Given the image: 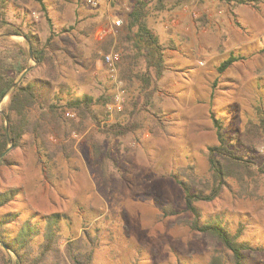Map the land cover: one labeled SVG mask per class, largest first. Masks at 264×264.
I'll use <instances>...</instances> for the list:
<instances>
[{
	"label": "rangeland",
	"instance_id": "374dc122",
	"mask_svg": "<svg viewBox=\"0 0 264 264\" xmlns=\"http://www.w3.org/2000/svg\"><path fill=\"white\" fill-rule=\"evenodd\" d=\"M42 1L45 10L39 0H7L6 6L8 21L32 31L45 49L46 61L39 65L29 55L26 71L41 105H49L61 83H68L71 91L60 92L62 102L84 93L103 97L95 108L107 122L128 121L137 106L140 127L122 136L108 135L91 118L66 109L73 128L70 156L63 150L50 155L60 143L54 134L47 136L49 152L31 133L19 146L9 144L0 164V191L19 192L0 206V219L6 213L22 219L39 213L35 220L60 213L64 239L86 235L93 264H206L221 245L191 228L193 215L177 179H186L190 166L199 176H209L208 146L218 142L213 114L222 118L231 139L249 121L258 124L264 116V0L258 5L165 0L160 11L153 8L157 0H148L149 23L164 46L165 68L146 108L141 80L125 84L120 64L115 79L105 61L112 51L121 57L124 51L135 53L134 39L129 40L133 34L125 27L134 0H102L98 6L88 0ZM119 18L123 23L117 27ZM1 36L7 44L28 47L22 35ZM231 56L235 60L220 70ZM147 67L146 57L139 56L135 71L141 74ZM8 100L6 95L0 102V123L6 120L1 110ZM41 108H34L31 116L37 117ZM241 146L239 153L256 163L251 194L240 195L239 184L231 179L219 198L197 205L203 221L220 216L233 232L242 225L240 239L250 246L245 250L248 263L264 264V172H258L264 132L251 146ZM5 229L14 235L18 228L12 223Z\"/></svg>",
	"mask_w": 264,
	"mask_h": 264
},
{
	"label": "trees",
	"instance_id": "16d2710c",
	"mask_svg": "<svg viewBox=\"0 0 264 264\" xmlns=\"http://www.w3.org/2000/svg\"><path fill=\"white\" fill-rule=\"evenodd\" d=\"M43 10L46 6L42 0ZM165 0H157L156 10L166 8ZM235 4L253 3L258 5L262 0H228ZM7 0H0V101L9 96L4 112L8 118V124L0 123V153L5 151L9 144L19 146L27 133L33 134L36 139L40 138L43 146L50 151L46 143L50 134H54L60 143L50 155L58 150H63L66 156H70L72 150L71 132L72 123L66 118V109H71L82 118H91L98 129L105 134L122 136L140 127V109L130 112L128 121L116 120L112 122L103 121L100 111L95 108L103 97L95 98L88 93L78 96H70L62 102L60 92L71 91L68 83H61L60 90L55 99L47 106H42L34 82L29 80V73L24 71L29 67V48L39 65L47 59L45 49L40 47L37 37L32 31H24L9 22L6 14ZM152 7L148 0H134L133 7L128 13L125 27L129 40L134 39V54L123 52L121 57L120 78L125 84L132 83L134 78L141 80L139 90L145 96L143 107L146 108L153 100L155 83L163 74L165 68L164 46L157 34L150 27V16ZM3 34H17L25 37L28 47L21 43L7 44L4 42ZM108 50V47H104ZM139 56H145L148 60L147 70L141 74L135 71L136 60ZM235 60L234 56L226 59L220 67L224 70ZM137 100L135 105H137ZM42 107L37 117H32L31 112L36 107ZM141 108V107H140ZM102 114V113H101ZM106 115L105 117H107ZM218 142L208 146L209 176H199L194 167L190 166V172L186 173V179H177V182L185 191L186 209L192 213L190 226L208 235L218 242L221 247L215 249L206 264H249L245 250L250 248L249 244L242 241L243 226H238L233 232L228 223L220 216L211 220L203 221L202 211L197 203L200 201L213 202L219 198L224 189L230 187L233 179L239 184V194H251V180H254L255 162L239 153L238 143L242 148L251 146L260 132H264V116L259 123L248 122L242 134L236 133L231 139L227 136L225 125L221 117L212 115ZM11 139V141H10ZM70 140V143H64ZM234 146V147H233ZM95 153L99 154L102 149L99 141L95 142ZM5 158H0V164ZM185 171V169H182ZM258 172H264V161L259 164ZM19 192L17 188H9L0 191V206L13 201ZM171 212L172 209L169 208ZM35 213L22 219L19 214L6 213L0 219V264H93L94 255L91 250L85 249L86 235L69 237L64 239L61 233L62 214L50 213L39 217ZM14 223L17 231L14 235H8L5 226ZM88 237H95L88 234ZM7 248V250L4 249Z\"/></svg>",
	"mask_w": 264,
	"mask_h": 264
},
{
	"label": "built area",
	"instance_id": "2783aa9c",
	"mask_svg": "<svg viewBox=\"0 0 264 264\" xmlns=\"http://www.w3.org/2000/svg\"><path fill=\"white\" fill-rule=\"evenodd\" d=\"M102 0H88V2L93 6H98L101 3ZM111 2H118L120 0H109ZM123 23V20L121 18L117 19L115 21V26L119 27ZM105 61L108 65V69L111 73V75L117 79L118 74V66L121 61V54L118 51H112L105 55ZM68 114H71L68 112Z\"/></svg>",
	"mask_w": 264,
	"mask_h": 264
},
{
	"label": "water",
	"instance_id": "95a60500",
	"mask_svg": "<svg viewBox=\"0 0 264 264\" xmlns=\"http://www.w3.org/2000/svg\"><path fill=\"white\" fill-rule=\"evenodd\" d=\"M29 52H30V57H33V51H32V49L31 48H29ZM28 69V68H27ZM27 69L25 70V72L27 71ZM24 72V73H25ZM2 101V100H1ZM0 101V102H1ZM2 111V113L4 114V116H5V119H6V124H8V118H7V116H6V114H5V112L3 111V110H1ZM10 141H11V139H10ZM12 146V145H11ZM11 146H9L5 151H3L2 153H0V158H2V157H4L9 151H10V149H11ZM6 248V247H5ZM7 249V248H6Z\"/></svg>",
	"mask_w": 264,
	"mask_h": 264
}]
</instances>
